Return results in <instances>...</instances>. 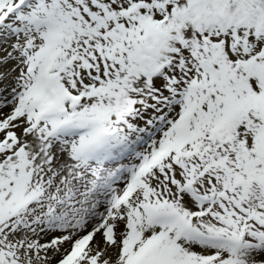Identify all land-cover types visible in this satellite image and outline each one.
Instances as JSON below:
<instances>
[{
    "label": "snow or ice",
    "instance_id": "snow-or-ice-1",
    "mask_svg": "<svg viewBox=\"0 0 264 264\" xmlns=\"http://www.w3.org/2000/svg\"><path fill=\"white\" fill-rule=\"evenodd\" d=\"M0 264H264V0H0Z\"/></svg>",
    "mask_w": 264,
    "mask_h": 264
}]
</instances>
